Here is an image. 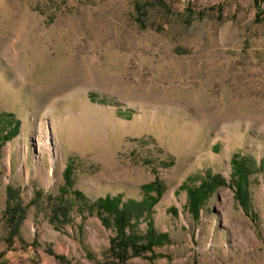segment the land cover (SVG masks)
<instances>
[{"label":"rangeland","instance_id":"374dc122","mask_svg":"<svg viewBox=\"0 0 264 264\" xmlns=\"http://www.w3.org/2000/svg\"><path fill=\"white\" fill-rule=\"evenodd\" d=\"M263 192L264 0H0V264H264Z\"/></svg>","mask_w":264,"mask_h":264},{"label":"trees","instance_id":"16d2710c","mask_svg":"<svg viewBox=\"0 0 264 264\" xmlns=\"http://www.w3.org/2000/svg\"><path fill=\"white\" fill-rule=\"evenodd\" d=\"M7 134L6 136H9ZM234 164H239V159L235 156L233 157ZM70 165L67 166L65 170V174L67 178L69 175ZM211 184V180H205L201 187H189V196L190 203L196 207L197 203L201 198V194L205 193L208 186ZM152 184H145V187H151ZM12 187H9L10 198L12 197ZM98 204L102 206V208H106L109 211L115 213V220L117 223L118 233L112 238L110 245V253L120 260H125L132 253H140L144 250L152 249L154 244L162 243L170 240L169 233L166 231H158L154 227L153 222H149V226L147 232L143 236L136 235L135 232L128 229V225L131 224V209L127 206L126 202H123L122 206H120L121 199L119 196L107 195L105 197H100L96 201ZM8 212L11 215V221H16L18 215H20L21 211H25V206H23L20 202L16 205L8 204ZM19 221V220H17ZM12 237L16 234L15 231H12ZM140 238H143V241L140 242ZM130 248L133 250L130 251ZM3 256V253H0V258Z\"/></svg>","mask_w":264,"mask_h":264},{"label":"bare ground","instance_id":"6f19581e","mask_svg":"<svg viewBox=\"0 0 264 264\" xmlns=\"http://www.w3.org/2000/svg\"><path fill=\"white\" fill-rule=\"evenodd\" d=\"M264 193V192H263Z\"/></svg>","mask_w":264,"mask_h":264}]
</instances>
